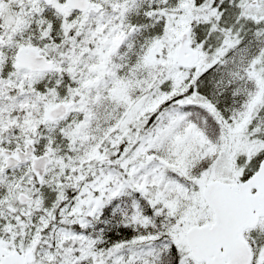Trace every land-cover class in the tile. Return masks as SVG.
<instances>
[{"label": "snow or ice", "instance_id": "snow-or-ice-1", "mask_svg": "<svg viewBox=\"0 0 264 264\" xmlns=\"http://www.w3.org/2000/svg\"><path fill=\"white\" fill-rule=\"evenodd\" d=\"M0 264H264V0H0Z\"/></svg>", "mask_w": 264, "mask_h": 264}]
</instances>
